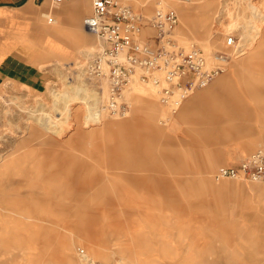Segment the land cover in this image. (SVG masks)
I'll return each instance as SVG.
<instances>
[{
  "label": "rangeland",
  "instance_id": "obj_1",
  "mask_svg": "<svg viewBox=\"0 0 264 264\" xmlns=\"http://www.w3.org/2000/svg\"><path fill=\"white\" fill-rule=\"evenodd\" d=\"M125 1L144 16L141 17L144 25L148 22L145 28L150 29L151 34L139 41L146 43V38L155 34L149 28V20L157 9L173 10L179 24L172 31V39L187 49L197 45L209 61L214 53L225 49L227 37L234 38L236 46L246 47L258 38L264 27V0H248V5L245 3L240 8L236 0H220L208 36L200 39H193L188 34L181 9L184 5L178 0H172L175 7L179 6L178 12L164 1L157 4L156 0H150L143 9L135 2L141 4L140 0ZM200 4L196 2L191 8L199 12ZM37 5H41V0ZM253 10H257L259 17L253 16ZM194 19L199 25L200 14ZM86 37L90 56L85 58L76 52L71 64L60 65L56 71L49 67L54 79L45 93L34 95L14 85L0 86V160L14 156L23 165L20 171L1 181L0 208L25 209L35 218L29 222L20 219L22 229L16 244L13 245L9 237L0 238V264H24L28 258L45 259L48 264L59 262L57 244L65 232L54 228L52 223L74 232L75 239L81 244L75 247L78 264H100L92 252L83 257L78 254V249L88 245L105 257L104 264H146L144 258L149 254L148 250L156 249L165 234L168 238L164 240L170 242L171 251L177 254L176 261L238 264L234 259L233 237L235 233L245 231L240 224L242 211L249 212L248 205H264V196L251 193L253 184L264 186V183L170 176L186 173L183 171L186 168L184 156L167 153V149H171L167 146L168 139L177 143L186 140L181 129L173 124L178 107L161 104L156 89L140 83L137 78L133 81L138 87L129 91V84L123 92V99L129 104L126 118L113 117L102 110L101 125L86 122L87 111L81 103L89 108L90 105L87 98L80 95L87 91V85L102 97L101 107L107 94L106 82L91 77L87 71L92 55L100 50V44L92 35L86 34ZM252 48L248 46L245 55L233 57L230 64L240 62L257 50L256 45ZM260 49L264 53V47ZM230 64L217 78L229 71ZM77 74L81 75L78 81L83 83L73 84L77 81ZM68 82L86 87V90L77 86L66 89ZM63 90L66 95L73 96L65 99L70 116L60 125L59 132L47 131L33 120V114H37L33 112L41 106L43 110L53 112L51 92L62 93ZM173 101L178 100L174 98ZM151 102L159 107L154 121L158 132L145 112H140L139 117L136 114V110L147 109ZM58 106L64 107L62 104ZM175 108L177 112L174 113ZM118 123L127 125L114 129ZM110 124L115 125L113 129H102ZM218 133L223 135L227 131L217 130L213 134ZM216 140L215 137L214 142ZM257 149L264 151V147H257L236 155L233 162L238 163ZM193 157H196L195 153ZM168 158L177 166L176 170L170 169L166 163ZM192 164L193 173H196L200 163ZM152 229L160 230L163 235H150Z\"/></svg>",
  "mask_w": 264,
  "mask_h": 264
},
{
  "label": "crops",
  "instance_id": "obj_2",
  "mask_svg": "<svg viewBox=\"0 0 264 264\" xmlns=\"http://www.w3.org/2000/svg\"><path fill=\"white\" fill-rule=\"evenodd\" d=\"M140 1L141 4L135 2L143 9L150 0ZM160 1H164L178 12L179 6L175 7L176 4H173V1L156 0V3ZM193 1L195 2L185 9L187 30L193 39H200V37L208 36L212 28L219 0ZM118 2L133 10L132 6L124 3L125 0H118ZM196 2L201 3L199 12L196 8H191ZM37 3L39 0H0V86L14 85L34 95L45 93L48 84L53 81V73L48 69L49 67L56 71L60 65L71 64L70 61L76 58V52L85 58L89 56L85 42L88 33L84 31L83 21L91 15L92 11V0H69L60 4H54L50 0H41L40 6ZM197 14H200L199 25L194 19ZM139 15L144 18L142 14ZM49 18L52 19L51 23L48 22ZM147 23L144 25L142 20L138 42L156 46V32L146 38V43L139 41L151 34L150 29L145 28L148 27ZM149 28H151L150 25ZM255 45L257 50L240 62L230 64V61L229 71L226 74L178 106V113L173 118V124L181 129L186 140L177 143L174 139H168L167 146L171 149H167V153L184 156L183 161L186 168L183 171L186 173L170 176H200L220 181L223 179H214L219 168L236 166L243 158L257 151L245 155L238 163L233 162L236 155L252 151L257 147H264V73L261 72L264 71L262 70L264 69V53L260 49L264 47V27L261 28L254 42L246 44V47L241 46L244 51L238 57L245 55L248 46L254 48ZM77 77V81L73 84L83 83L81 80L78 81L81 75L77 74ZM72 82H68V85ZM82 88L86 90V87ZM65 93V90L62 93L51 92L53 112L43 110L42 106L40 110L34 111L37 114H33L32 118L40 127L47 131L59 132L60 125L67 122L70 108L65 105L67 102L65 99L73 98V96ZM80 96L86 97L90 105L89 108L84 102L81 103L87 111L86 122L101 125L102 115L99 111L98 94L89 89L87 85V91ZM60 104L64 107H59ZM158 109L159 107L151 102L147 109L136 110V114H139V117L140 112H145L146 118L155 128L154 121L158 117ZM38 116L41 118L40 121L35 120ZM51 117L53 123L49 121ZM126 125L127 123H118L117 126L110 124L102 129L107 131L113 129L114 126V129H121ZM155 130L159 131L157 128ZM217 130H224L227 133L214 135V131ZM215 137L217 140L214 142ZM226 138L230 140L225 141ZM244 140L249 141L246 143L243 142ZM193 153L196 157H193ZM171 161L172 159L168 158L166 163L171 170H176L177 166ZM194 162L200 163L199 168L195 169L196 173H193L192 169ZM22 167L21 161L14 156L2 157L0 183L13 172L20 171ZM251 193L264 196V186L253 184ZM247 211L249 212L242 211L240 223L245 231L235 233L233 237L235 241L234 259L238 264H264V205H248ZM20 219L25 222L35 220L25 209L0 208V238L9 237L13 245L16 244L17 236L22 229ZM51 225L65 232L64 238L57 244L61 259L59 262L51 261V263L78 264L75 258V247L81 244L78 239H75L74 232L55 223ZM159 231L152 229L149 232L150 235L158 237L163 235ZM165 237L168 238V235L163 236V240L156 249L148 250L147 248L149 254L144 258V262L146 264H186L187 261L184 260L176 261L177 254L171 251L170 242L164 240ZM82 248L85 249H82L84 254L92 252L95 257L99 258L100 264L105 263V257L98 255L92 245ZM24 264H48V262L45 259L28 258L24 260Z\"/></svg>",
  "mask_w": 264,
  "mask_h": 264
},
{
  "label": "built area",
  "instance_id": "obj_3",
  "mask_svg": "<svg viewBox=\"0 0 264 264\" xmlns=\"http://www.w3.org/2000/svg\"><path fill=\"white\" fill-rule=\"evenodd\" d=\"M50 1L60 4L69 0ZM178 23L173 10L157 9L149 20L156 32V46L141 44L138 37L142 18L138 13L118 0H92L91 15L84 19L83 28L97 39L100 50L92 55L87 71L91 77L106 82L103 111L113 117H127L129 104L124 101L123 92L135 78L152 85L161 104L177 108L181 101L207 87L226 71L228 63L236 56L235 39L227 37L225 49L214 53L209 61L197 45L187 49L172 39V31ZM174 98L178 101L174 102ZM176 108L172 110L174 113ZM214 179L264 183V151L243 158L236 166L219 168Z\"/></svg>",
  "mask_w": 264,
  "mask_h": 264
},
{
  "label": "bare ground",
  "instance_id": "obj_4",
  "mask_svg": "<svg viewBox=\"0 0 264 264\" xmlns=\"http://www.w3.org/2000/svg\"><path fill=\"white\" fill-rule=\"evenodd\" d=\"M172 1V0H171ZM180 3H182V5H184V6H182L181 7V9L183 10V16H184V20L187 22V17H186V13H185V9L187 8V6L188 5H191L192 4V1L193 0H187V1H185V2H181L180 0H178ZM222 1V0H221ZM190 2V3H189ZM219 2H220V0H219ZM228 2H229V0H228ZM237 2H239V5H238V7L240 8L241 7V5H243V4H245V3H247V5H248V0H236V3ZM157 4H161V2H157ZM228 4H226V6H227ZM236 5V6H237ZM246 5V4H245ZM224 9H225V7H224ZM241 9H243V11H245L244 10V8H241ZM248 9V8H247ZM237 10V9H236ZM222 11V10H221ZM249 12H250V10H248ZM224 12H225V10H224ZM252 13H253V16H254V14H255V16L256 17H259V13L257 12V10H253L252 11ZM220 14V13H219ZM254 16V17H255ZM251 18V17H250ZM247 19H249L248 17H247ZM262 26H264V25H262ZM244 27V26H243ZM248 27H250V26H248ZM216 30V29H215ZM245 30V29H244ZM247 30V29H246ZM254 29L252 28V31H253ZM245 32V31H244ZM247 33V32H246ZM244 35V34H243ZM242 52H243V49H242V47H241V45H237V48H236V51H235V57H238L239 55H241L242 54ZM90 56V55H89ZM234 57V58H235ZM230 63V62H229ZM228 63V64H229ZM218 79V78H217ZM215 81V80H214ZM74 85H71V84H69V85H67L66 86V89L68 88V89H73L74 87H73ZM210 86V85H209ZM208 86V87H209ZM78 87V86H77ZM136 87H138V85L136 84V81H132L131 83H130V86H128V88H127V90H133V89H135ZM79 89L80 88H82V86L81 87H78ZM206 89V88H205ZM99 96V95H98ZM102 97H100L99 96V101H100V103H101V99ZM183 103V102H182ZM181 105V103L179 104V106ZM41 109V108H40ZM39 109V110H40ZM178 109V108H177ZM177 109H176V111H177ZM99 111L101 112L102 111V107L99 105ZM175 111V112H176ZM34 113V112H33ZM40 113V112H39ZM48 114H49V112H48ZM50 116V115H49ZM46 117V116H45ZM52 118V117H51ZM38 119H40L41 120V118H40V116H38V117H36V119L35 120H38ZM48 119V118H47ZM44 121V120H43ZM49 121H52V123H53V118L52 119H50L49 118ZM61 121V120H60ZM65 121V120H64ZM63 123V122H62ZM48 124H50V123H48ZM47 124V125H48ZM55 124V123H54ZM51 126V125H50ZM53 126V125H52ZM48 128V127H47ZM52 130V129H51ZM60 130V129H59ZM58 130V131H59ZM77 252H78V254L80 255V256H84L85 254H84V251L82 250V249H78L77 250Z\"/></svg>",
  "mask_w": 264,
  "mask_h": 264
}]
</instances>
